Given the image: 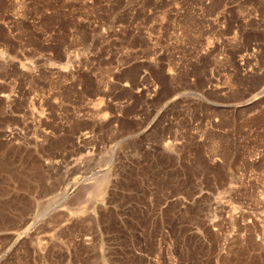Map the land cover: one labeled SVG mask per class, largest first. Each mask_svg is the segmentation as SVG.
Masks as SVG:
<instances>
[{"label": "rangeland", "instance_id": "rangeland-1", "mask_svg": "<svg viewBox=\"0 0 264 264\" xmlns=\"http://www.w3.org/2000/svg\"><path fill=\"white\" fill-rule=\"evenodd\" d=\"M0 264H264V0H0Z\"/></svg>", "mask_w": 264, "mask_h": 264}]
</instances>
